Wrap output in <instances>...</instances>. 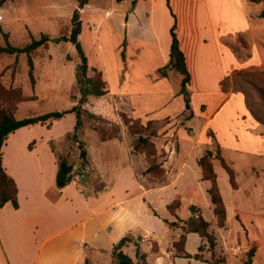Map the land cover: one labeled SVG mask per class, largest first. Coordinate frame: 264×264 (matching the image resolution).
I'll return each mask as SVG.
<instances>
[{
    "label": "rangeland",
    "instance_id": "374dc122",
    "mask_svg": "<svg viewBox=\"0 0 264 264\" xmlns=\"http://www.w3.org/2000/svg\"><path fill=\"white\" fill-rule=\"evenodd\" d=\"M166 1L88 0L87 6L83 8L80 15L82 20L81 47L90 64L102 67L110 85L115 86L118 84L116 83L117 67L122 60V49L126 45L123 42L125 35L122 34L120 25L124 17L128 16L129 19L137 17L143 22L142 29H137L136 26L134 27L136 29L131 30L130 34H134L138 39L145 35L143 40L150 41L147 21L152 22L151 26L158 31L162 30L167 17L166 14L170 16V11H172L169 0L168 5ZM74 9V0H8L0 6V29L7 33V41L11 45L22 47L32 39L40 38L42 34L51 38L46 44L30 52L33 66L32 80L29 76L28 56L25 53L0 54V102L1 105L14 108L16 118L20 119L54 110L62 111L77 104L79 92L74 73L79 59L76 50L69 42H53V38L69 34ZM100 17H103L104 22L96 25ZM161 36H164L162 31ZM242 38L246 39L245 36H242ZM236 39L237 37L232 39V47L238 45L235 43ZM160 40H162L161 37ZM5 42L0 31V45H4ZM118 46H121L120 50H118ZM134 48H137V46H134ZM237 51L241 54L245 50L239 47ZM88 74L92 75L93 73L88 71ZM180 79L181 75L173 70L169 76L166 91L163 89L164 93H161V96L133 99L135 112L139 116H144V114L153 111L152 114L156 116L170 114V117H163L159 120L129 116L125 112L123 98L101 97L96 99L95 96H90L87 102L82 104L83 109L86 111L82 112V126L77 131V139L84 143L89 159L95 165L101 179L92 170L89 162L84 168L81 167L82 161L79 158L77 143L72 139V130L75 123L74 113H68L62 118L54 120L51 128L40 124L33 125L31 131L19 128L18 134L13 137L22 140L23 138H29V142L34 140L35 142H32L30 147L34 144L39 145L41 151L47 144V139L51 137L49 139L53 140L50 143L56 153L60 157L66 158L68 163L73 166L72 180L87 195L94 196V193L100 192L103 194L104 199L110 200L132 194L135 190H138L136 177L146 186L154 185L158 180H163L165 178L164 174V177L160 178L153 171L147 172L146 169L153 162L162 161L163 163L168 154L174 153V149L176 151L178 148L179 137L183 136L182 138L190 141V138H193L200 128L202 119H199L197 102H200L201 99H194L195 106L192 108L196 118L190 123L191 119H188L189 111L183 109V96L177 94ZM146 90L148 91V89ZM168 92H172L175 96L168 99ZM217 101L218 99L207 100L208 109H213ZM87 112L95 115L98 113V116H88ZM126 119L134 121L131 125L132 130L141 132L144 136L148 135L155 150L154 158L148 157L147 152H149V149H146L147 152H142L132 148V140L137 134L129 132ZM102 126L106 127L108 131V128L112 126L118 127L119 134L116 137L118 139L112 138L100 141L95 127ZM205 136L209 143H203L202 146L204 147L201 149V154L203 155L206 150L210 149L212 157H214L216 147L208 130H206ZM199 152V147L194 149V156ZM224 153L233 169L246 170L247 166L252 165L259 172L261 179L256 187L251 188L250 195L245 198L246 195L243 194V190L248 186V181L247 179L242 181L240 175L238 178L235 177V182L241 184L239 192L235 196L225 170L217 160H213L217 186L226 209L224 227L220 228L215 225L210 200L203 189L204 185L197 184L195 175L191 171H187L186 179L180 181L181 183L176 188L158 189L146 196L147 200L150 199L151 208L156 211V215H153L145 201L143 202L146 208L149 209L147 214L149 229L153 232L152 237L156 240L161 238V235L167 237V234L172 233L168 228L173 231L178 228V233H182L186 220L182 223L180 218H185L189 214L190 204H196L201 207L203 218L210 222L208 231L212 232L216 238L215 246L212 249L208 242L202 239L204 242L196 247V253L201 258L206 256L210 259V262L224 259L220 264H244L248 249L252 243H255V252L258 251V253L255 258L256 253L254 252L252 264H264V157L246 152H235L229 148H225ZM86 182H88V185H85ZM208 182V180L205 181L206 184ZM175 192H178L180 196L176 195ZM142 201L141 198L135 200L134 207L137 205L141 209ZM176 203H179V206L173 208ZM169 204H171V208L168 209ZM236 205H240L239 208L244 210H247V206L251 207L250 214L249 212H243L246 216H252L256 225L248 222V226L244 225L245 230L241 228L232 215ZM140 209H138L139 213ZM256 214L261 218H258ZM172 215L175 217L171 221H174L176 226L168 225L167 222L170 221L166 220L167 228L160 216L170 217ZM258 223L261 226L257 225ZM108 227L109 225L101 228V233L92 236L86 234L83 240L78 239L77 245H86L84 249L86 254L90 252V246L94 245L95 241L100 242L103 246L107 245L109 243L108 235H110V231L107 230ZM135 233L130 236L131 241L126 244L127 248L123 252L131 257L133 264H139V259L135 254V245L137 244L138 251L141 253L143 252L141 243L144 242L143 248L147 249L148 244L150 252L153 253L156 244L151 236L140 235V232L137 231ZM178 239L179 235L176 236L175 241ZM246 240H250L247 247L245 246ZM172 249L175 251L173 246ZM83 253H79V258L75 261L76 264H83ZM70 254L71 248L66 247L64 255L55 258L54 264H66L71 257ZM89 255L94 261H99L95 264H115L112 255L107 260L97 253ZM71 262L74 261L71 260ZM0 264H6L1 252Z\"/></svg>",
    "mask_w": 264,
    "mask_h": 264
},
{
    "label": "crops",
    "instance_id": "0c3cea01",
    "mask_svg": "<svg viewBox=\"0 0 264 264\" xmlns=\"http://www.w3.org/2000/svg\"><path fill=\"white\" fill-rule=\"evenodd\" d=\"M169 3L175 16V31L179 46L184 54L190 75L186 86L190 98L191 116L188 118L191 119L190 123L196 118L192 108L195 106L194 99H201L197 105L199 106V119L202 121L196 135L190 138V141L182 138L183 136L179 137L178 148L176 151L174 149V153L168 154L162 163L165 170L163 180L146 186L136 177L138 190L120 198L107 200L100 192L94 193V196L85 194L73 180L61 189L56 187V156L58 154L54 148L51 149L50 141L53 140L49 139L51 137L47 139V144L41 151L39 145L28 146L29 138L22 140L13 137L18 134L20 129L31 131L33 125L21 127L9 134L2 145V165L6 173L16 182L18 208H14L10 202H6L0 207V252L4 256L6 264H54L55 258L64 255L66 247L71 248V257L66 264H69L71 260L74 262L70 264H76L75 261L78 260L79 253H83L86 247L84 244L78 246V239L83 240L86 234L92 236L101 233V228L107 225H109L107 230L110 231L109 243L103 246L100 242L95 241L94 245L90 246L88 254L84 250L83 264L99 262L90 257L91 253H97L107 260L112 255L114 244L122 237L131 236L136 231L140 232V235L151 236L156 244V249L151 253L150 246L147 244V249H144V242L141 243L142 253L146 254L149 264H214L206 256L195 259L176 254L172 249V244L176 236L180 235L178 228L173 231L165 224L166 220L171 221L175 217L173 215L170 217L160 216L164 225L172 233L167 234V237L161 235V238L154 239L153 232L148 226L149 209L143 202L145 201L151 213L156 215V211L150 206V199L147 200L146 196L158 189L176 188L181 183L180 181L186 179L187 171H191L195 175L197 184L204 185L203 189L207 194L210 182L206 184V180L201 179V170L197 164V159L202 155L203 143H209L205 136L206 130L213 133L221 156L232 169V164H229L224 153L225 148L264 157V134L261 125L252 118L246 109L243 96L240 93L224 92L220 85L221 80L234 70L264 68V0L257 3L250 0H169ZM82 10H80V15ZM166 16L160 31L151 26L152 22L147 21L150 41L143 40L144 34L139 39L134 34H130L133 29L143 28V22L137 17L129 19L128 16H125L124 20H121V32L125 35L123 42L126 45L122 49L123 57L117 67L116 83L118 84L110 85L102 67L93 66L88 61L90 67L102 71L107 82L108 93L100 97L95 96L96 99L101 97L123 98L125 112L134 118L159 120L163 117H170V114L156 116L152 114L154 111L139 116L135 112V102H133L134 98L159 97L161 93H164L163 89L166 91L169 76L174 70L168 69L166 76H161L158 72V69L168 62L171 40L169 28L174 19L171 15L166 14ZM80 21L82 22L81 16ZM102 22H104L103 17H100L96 25ZM161 31L164 32V36H161ZM238 34L245 36L248 42V55L245 56V52H242L240 58L236 56L229 44ZM77 39L80 42L81 29ZM133 45L137 48H134ZM120 49L121 46H118V50ZM89 71L91 72V70ZM179 88L177 94H179ZM167 94L168 99L175 96L172 92ZM210 99H218L211 110L208 109L206 102ZM52 126L53 121L52 125L47 128ZM198 147L200 152L194 156V149ZM129 149L131 150L130 145ZM86 157L92 170L99 176L87 151ZM213 160L219 162L218 159H212L213 165ZM133 171L135 172L134 168ZM233 171L236 178L240 175L242 181L247 179L248 186L243 190V194L247 198L251 188L260 183L259 172L252 165L247 166L246 170L233 169ZM85 185H88V182ZM236 185L235 189L231 188L235 196L239 192L241 184L237 182ZM175 193L180 196L178 192ZM140 198L143 200L141 209L137 205L134 207V201L140 200ZM190 205H194L199 210L195 215L202 216L200 206ZM210 206L212 208L211 202ZM239 206H235L232 215L239 226L245 230L244 225L248 226V222L254 223L253 217L246 216L243 212L250 214L251 207L247 206V210H244ZM138 209H140V213ZM189 216H191L190 210L185 218H180L182 223ZM254 225L256 224L254 223ZM257 225L261 226L260 223ZM256 229L258 231L257 227ZM245 233L248 234L247 230ZM185 237V252L190 255L196 254V247L204 241L196 232H188ZM249 243L250 240H246L245 246L247 247ZM135 246L138 249L137 244ZM126 248L127 246L124 245L123 251ZM255 253L256 258L258 251Z\"/></svg>",
    "mask_w": 264,
    "mask_h": 264
},
{
    "label": "trees",
    "instance_id": "16d2710c",
    "mask_svg": "<svg viewBox=\"0 0 264 264\" xmlns=\"http://www.w3.org/2000/svg\"><path fill=\"white\" fill-rule=\"evenodd\" d=\"M8 0H0V6L5 4ZM76 7L73 10L71 16V27L69 34L67 36L62 35L57 38H53V42L66 41L70 42L75 50L77 57L79 59L78 63L75 66V82L78 88L79 97L77 100V104L73 105L71 108L62 110V111H49L38 115L26 116L23 118H16L14 115V108L8 107L5 105H1L0 102V207H2L6 202H10L14 208H18L17 202V186L15 180L6 173L3 165H2V145L7 139L8 135L15 132L17 129L25 126L40 124L45 125L46 127H50L52 121L56 119L62 118L64 115L68 113H74L75 123L73 126L72 139L77 143V147L79 150V158L81 159V167L84 168L88 164V160L86 157V149L84 147V143L77 139V131L82 126V112L86 111L83 109L82 104L86 102L88 96H103L108 93L107 82L103 78L102 72L94 67H90L88 64V60L86 55L84 54L81 44L77 39L78 34L81 29V21H80V10L83 9L88 0H74ZM251 2H261L263 0H250ZM168 5V0L166 1ZM171 16L173 17V23L169 28L170 34V46L168 53V62L164 66L158 69V72L161 76L167 75L168 69H174L181 75L180 79V88L179 94L183 95L184 99V108L189 111L188 118L191 116L190 112V98L188 92L186 90V86L189 82L190 75L188 69L186 67L185 58L182 50L180 49L178 38L176 35V23L175 16L170 11ZM3 39L6 41L4 45H0V54H19L25 53L28 56L27 62L29 66V76L32 80V60L30 58V52L36 50L37 48L46 44L50 37L45 34H42L38 39H32L30 42L25 44L22 47H16L11 45L8 41L7 33H4L0 29ZM237 39L235 41L238 44L235 47H232V42H230V47L233 52L236 54L238 58L241 57V54L238 53L237 49L240 47L244 49L245 56L248 55V42L246 39L242 38V35H237ZM238 47V48H237ZM121 57H123V51L121 52ZM92 71V75L88 74V71ZM221 89L224 92L231 93H240L243 96L244 105L252 118L257 121L261 127L262 132L264 134V68H248V69H238L234 70L231 74L225 76L221 82ZM88 116L97 117L94 113L87 112ZM128 123H126L127 128L131 134H137V136L132 140V148L138 151H146L149 149L148 157H155V150L153 144L150 142L148 135H142L141 132H137L134 129L132 130L131 125L134 123L133 120L126 119ZM136 122H138L136 120ZM130 123V124H129ZM98 132V138L101 141H105L111 138H116L119 134L118 127L112 126L109 131L106 127H95ZM210 137L212 142L216 147V154L212 157V152L210 149L206 150L205 153L197 159V164L201 170V179L208 180L210 182V186L207 188V194L209 200L212 204V212L215 217V224L217 227H224L226 221V209L224 207V203L222 197L219 192V188L216 182V174L213 170L212 159H218L220 165L226 171L228 176V182L231 188L235 189L237 187L235 182V175L233 169L225 162L223 157L220 154V148L218 143L215 140V137L212 132H210ZM34 142V141H32ZM29 143V147L30 144ZM51 149L53 147L51 145ZM57 158V172L55 175V185L57 188L61 189L66 184L70 183L73 179V166L68 163L66 158L60 157V155L56 156ZM147 172L153 171L155 174L159 175L160 178L164 174V170L162 168V161L157 163H152L147 169ZM179 203L173 205V208H177ZM168 209L171 208V204L168 205ZM189 210L191 212V216H189L185 221V228L180 233L179 239L173 242V248L178 256L184 257H193L195 259H200L199 254L190 255L184 250L185 243V234L188 232H196L202 239H205L210 248L212 249L215 246L216 238L214 234L208 231L210 224L207 220H205L200 214L195 215L199 210L194 206L190 205ZM166 222V221H165ZM170 226H176L174 221L167 222ZM130 236L126 235L122 237L117 243L114 244L112 248V256L114 258L115 264H133L132 259L129 255L123 252L122 247L130 242ZM136 244V243H135ZM256 248V244L252 243L251 247L247 251V257L244 260V264H252V257L254 255ZM136 256L139 259V264H148L146 260V254L140 253L138 249L135 251ZM224 259L214 260L212 263L220 264Z\"/></svg>",
    "mask_w": 264,
    "mask_h": 264
}]
</instances>
